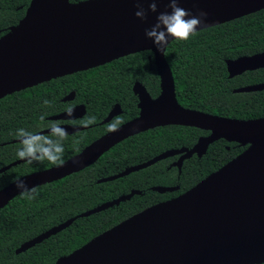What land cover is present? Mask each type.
<instances>
[{"label": "water", "instance_id": "1", "mask_svg": "<svg viewBox=\"0 0 264 264\" xmlns=\"http://www.w3.org/2000/svg\"><path fill=\"white\" fill-rule=\"evenodd\" d=\"M179 6L208 13L196 31L264 8V0H180ZM148 8V3H142ZM157 13L146 20L135 16V0H30L24 15L0 35V98L51 78L109 62L123 55L151 50L160 76L161 92L151 99L140 83L139 115L94 140L66 160L19 177L35 187L93 163L103 152L129 135L164 124L192 125L211 130L191 150L165 151L99 182L144 168L167 155L185 156L217 137L249 143L239 155L208 174L178 196L146 207L90 238L49 264H258L264 262V118L240 120L183 108L176 100L171 70L164 50H156L145 36L160 12L171 11L168 0H158ZM174 38H169V42ZM168 42V43H169ZM264 52L226 60L228 76L263 67ZM262 85L249 86L253 90ZM243 90V89H238ZM82 111V106L76 108ZM74 109L51 118H72ZM111 111L107 119L113 115ZM73 127L54 126L39 133ZM20 140V139H19ZM13 164V163H12ZM9 166V165H8ZM8 166L0 169L4 170ZM17 180V179H16ZM16 180L0 189V209L23 192ZM163 192L172 188L154 187ZM131 191L101 203L22 242L20 253L69 226L77 217L106 209L130 198Z\"/></svg>", "mask_w": 264, "mask_h": 264}, {"label": "trees", "instance_id": "2", "mask_svg": "<svg viewBox=\"0 0 264 264\" xmlns=\"http://www.w3.org/2000/svg\"><path fill=\"white\" fill-rule=\"evenodd\" d=\"M29 1L0 0V35L23 16ZM259 52H264V8L200 29L186 41L171 40L166 47L165 55L173 68L178 100L184 105L205 109L211 113L232 115L234 112L232 106L240 107L249 99L232 92L231 89L238 82L228 77L226 60ZM148 54L149 51L130 54L95 68L97 70L95 73L101 75L100 79L107 80L112 100L126 96L131 107L136 110L130 90V85L135 79L145 83L152 93L157 92L158 78L154 69L149 68ZM257 73L258 79L264 80V69ZM90 78L91 75L83 80L87 85H82V88L90 87ZM59 81L62 87L60 82L51 80L0 98V142L21 136L20 130L30 134L49 124L45 116L63 109L58 105L59 97L63 92L77 88L80 79L77 76H67ZM93 89L94 87L91 88ZM203 99H205L204 103L201 102ZM45 101L48 103L45 104ZM243 114L264 115V99L257 98ZM189 131L192 132L193 129L166 126L140 133L116 145L84 169L35 187V198H30L25 192L16 195L0 209V264L52 263L58 257L81 246L94 235L160 199L157 193L148 189L151 185L152 173L164 176H158L164 180L160 183L170 184L174 181L173 179L168 181L170 178L163 174L165 172L161 163L113 181L101 183L96 181L127 165L145 160L152 154V149L149 147L154 140H156L155 147L160 148L169 146L177 139L179 142L175 144L188 143L184 137ZM194 131L196 132V129ZM38 139L42 141V147H52L48 154L59 155L60 159L52 162L46 157L42 159L38 157L34 159L33 164L29 166L25 164L28 170L53 165L79 151L84 143V141L68 143L69 139L64 140L57 133L39 135ZM10 146L0 145V166L9 161L10 158L7 156L3 158V153ZM57 147H62V153L55 151ZM108 154H114L110 162L107 159ZM209 155L205 162L199 163L193 169V171L197 170L195 175L192 174L193 171L187 175L188 170L183 169L189 177L188 180H182L183 187L192 184L202 174L215 169L226 160L218 162L212 159L211 152ZM22 168L24 167L19 165L11 168L5 175V180H10L11 175L19 173ZM202 168H204L203 172L197 174ZM155 180L157 183L158 178ZM2 182L3 180L0 184ZM131 188L143 192L118 206L77 217L69 226L56 234L23 252L15 253V249L22 242Z\"/></svg>", "mask_w": 264, "mask_h": 264}, {"label": "flooded vegetation", "instance_id": "3", "mask_svg": "<svg viewBox=\"0 0 264 264\" xmlns=\"http://www.w3.org/2000/svg\"><path fill=\"white\" fill-rule=\"evenodd\" d=\"M10 26H8V27H10ZM7 29H6V31H7ZM6 31H4L3 33H5ZM165 50H166V48H165ZM165 50H164V58H165L168 66H169V68L171 70V73H172V77H173V81H174V89H175L176 100L179 103V105H181L183 108L192 109V110H196V111H199V112L216 114V115L222 116V117L240 119V120H248V119H254V118H264V115H258L257 114L255 116H250L251 114H243L244 111L246 112V111L249 110L250 104L253 101H256L257 98L264 99V92H262V91H264V80H259L258 79L259 75L257 73L260 70L262 71L264 69V66L263 67H255V68H247V69L242 70L239 73L234 74L231 77L228 76L229 78H234L233 80L238 82L231 89L232 92L235 93L236 95H241L243 97H246L249 100L245 101L244 104L242 106H240V107L232 106V109H233L234 112L232 113V115L226 116V115H221L219 113H211V112H209V111H207L205 109L191 107L189 105H184L182 102H180L178 100L173 68L171 67L170 63L168 62V59H167V57L165 55L166 54ZM144 51H149V54L147 55V60H148V63L150 65L149 68L150 69H152V68L154 69L155 74H156V76L158 78V85H157L158 90H157V92L152 93L147 88L146 84L143 83L141 80H138V79L133 80L131 85H130V90H131V94H132L131 95L132 99L134 101L133 105L135 106V109H136V110H134V107H131V103L128 101V97H126V96H123L120 99L112 100V98L109 95L110 94V90H109V87L107 86V80H103L102 81L100 79L101 75L95 73V72H97V70L95 68L96 67H101V66L105 65L106 63H110L113 60H117L118 58H121V57H124V56H128V55L134 54V53L144 52ZM134 53L123 55V56L115 58V59H113V60H111L109 62H105V63L97 65V66L89 67V68L83 69V70H78V71H75V72H72V73H69V74H65V75H62V76L51 78V79H49L47 81L38 83V84H42V83L49 82L51 80L60 82L59 81L60 79L65 78L67 76H77L80 79V81L78 82V85H77L78 87L77 88H71V89L63 92V95H61V97H59V103L60 104H58V105L60 107H63V109L58 111V112H55L53 114L45 116V120H48L49 124H47L46 126L38 128L33 133H30V134H27V135H24V136L21 135V136L13 137V138H11L9 140L0 142V145H9V146L11 145L3 153L4 154L3 158L7 156V158H10V159H9V161H6L3 165L0 166V169H2V168H4V167L9 165L4 170L0 171V182L3 180V182L0 184V189L3 188L5 185L9 184L10 182L16 180L17 178L21 177V176H24L26 174H29V173H32V172H35V171L43 170V169L48 168V167H51L53 165H56V164H58V163H60V162H62L64 160H66L67 158L77 154L85 146H87L88 144H90L94 140L98 139L99 137H101L104 134H106L107 132H109L108 131V126L110 124L115 123L117 121H120V123L118 124V126H120V125L124 124L125 122H127L129 120H132L133 118L137 117L139 115L140 108L138 106L139 97L133 91V85H134L135 82L136 83H140L145 88V90L147 91V93H148V95H149V97L151 99H155L160 94V92H161L160 76H159V73L157 71V67H156L155 62H154V54H153V52L151 50H142V51H137V52H134ZM248 55H252V54H245V55H240V56H248ZM93 69H95V71H93ZM226 70H227V67H226ZM227 73H229L228 70H227ZM90 75H91L90 87H88L86 89L82 88V85L83 86L87 85V83H84L83 80L89 78ZM239 76H242V78L239 77ZM236 77H238V78H236ZM55 79H57V80H55ZM38 84H36V85H38ZM36 85H33V86H36ZM255 85H262V87H260L258 89H253V90H244V88H246V87L255 86ZM33 86L26 87V88H23V89H20V90H17V91H21V90H24V89H27V88H31ZM60 86L61 87L63 86L61 82H60ZM93 87H94V89L91 90V88H93ZM81 89H84V90L82 91ZM238 89H243V90H238ZM13 92H16V91H13ZM13 92H11V93H13ZM11 93H9V94H11ZM6 95H8V94H6ZM3 97H1V98H3ZM201 102L204 103L205 99L201 100ZM78 106H82L83 110L80 111V112L77 111L76 108ZM258 106H260V105H258ZM71 109H74L73 113L75 115L72 118H57V119L51 118V117H53L55 115H59V114H61L63 112L71 110ZM111 111H113L114 114L111 115L107 119V116L109 115V113ZM131 113H133V114H131ZM89 121H91V123H89ZM54 126L73 127L74 131L67 133V132H63L61 129H58V130H54V131L49 132V133H39L42 130H45V129H48V128H51V127H54ZM166 126H178V127H184V128L186 127L187 129H193L192 132L189 131L187 133V136L184 137V139H186L188 141V143L182 142V143H179V144H175V143L179 142V139H177V141L173 140L172 144H169V146H165V147L160 148V147H155L156 144H154V143H156V140H154V141H152L150 143V147H149V148L152 149V151H151L152 154L149 157H147L145 160H142L140 162L127 165V166H125V167H123V168H121V169H119V170H117L115 172H111V173H109V174H107V175H105L103 177L98 178L96 182L101 183V182L98 181L99 179L117 175L118 173H120L124 169H126L127 167L138 165V164H141L143 162H146L147 160H150L153 157H155V156H157V155H159V154H161V153H163L165 151L175 150V149L191 150L195 146V144L198 142V140L200 138H205V137L209 136L212 133L210 129L200 128V127H196V126H192V125H183V124L158 125V126H154V127L148 128L146 130H143V131H140V132H137L135 134L127 136L126 138L122 139L121 141H119L116 144H114L113 146H111L109 149H107L101 155H103L104 153H106L110 149L114 148L116 145L120 144L121 142L125 141L126 139H128V138H130L132 136L138 135L140 133H143V132H146V131H149V130L156 129L158 127H166ZM194 129H196V132L194 131ZM51 133H57L64 140L65 139L66 140L69 139L70 142L67 141L68 143H72V142H75V141H84L83 147L79 151H77L76 153L68 156L67 158H65V159H63V160H61V161H59V162H57V163H55L53 165L46 166V167H43V168H35V169H31V170L26 169L25 168V164L28 165V166L33 164L34 163V159L32 157H28V156H26L25 158H20L17 155V153L20 150L25 149V147H26L25 141H29L27 147L29 149H31L32 151H34L36 157H44V154L50 152L52 150V147H46V146L42 147V145H43L42 141L38 139V136L39 135H45V134H51ZM248 145H249V143L241 144L239 141L228 140L226 137L221 136V137H217L216 139H214L211 142H209L205 148H203L202 146L198 147V149H195V151H193L188 156H185L187 151L184 150L182 152H178V153H173V154L167 155V156H165V157H163L161 159L156 160L152 164L144 167V168H147V167H151L153 165L161 163L162 166H163V169H164L163 172H165V173H163V172L162 173L164 175H166V176H169V178H170L168 180L169 182L172 179L174 181L171 182L170 184L169 183H165V184L160 183V182H162L164 180L160 179L159 177H164V176H159L156 173H152V175H151L152 181H151V185L148 187V189H149V191L157 193L159 195L158 197L160 199L147 204L146 206L143 207V209L146 208V207L152 206V205H154L156 203L172 199V198L178 196L179 194H182L185 191L189 190L191 187H193L195 184H197L203 178H205L208 174H210L211 172L215 171L216 169L221 167L223 164H225L226 162L230 161L231 159H233L234 157L239 155L241 152H243L247 148ZM147 149H148V147H146V150ZM209 152H211V154H212V159H214V160H216L218 162H220L222 160H225V159L226 160L223 161L215 169L202 174L199 178H197L195 181H193L192 184L187 185L186 187H183L182 180L183 179H187L188 180L189 177L187 175L191 174L193 169L199 163L205 162L207 160V156L210 157ZM113 156H114V154H108L107 155V159H108L109 162H110V160H111V158ZM97 159L94 162H96ZM93 163H91V164H93ZM91 164H89V165H91ZM18 165L20 167H24V168L20 169L19 173H17V174L13 173L11 175L12 178L10 180H5L4 177H5L6 174L9 173L10 169L13 168V167H16ZM144 168H141V169H144ZM141 169H139V170H141ZM183 169H187L188 170V171H186L187 175L184 173ZM203 169L204 168L200 169V171L197 174L203 172ZM139 170L129 172L128 174L133 173V172H137ZM196 172H197V170L193 171L192 174L195 175ZM128 174H125V175H122V176H117V177H115L113 179H109L107 181H102V182L113 181V180L118 179L120 177L127 176ZM156 178H158L157 183H155V181H156L155 179ZM57 180H59V179H57ZM44 184H46V183H44ZM41 185H43V184H41ZM37 186H39V185H37ZM37 186H35V187H37ZM154 187L172 188V190H165L163 192H159L158 190H155ZM32 188H30V189H32ZM131 191H138V193H135L132 196L139 195V194H141L143 192L140 189L131 188L129 191L117 194L116 196H114V197H112V198H110V199H108L106 201H103L101 203L115 200V199H117V198H119V197H121L123 195L129 194ZM21 193H23V192H21ZM21 193H19V194H21ZM130 198L125 199V200H120L117 204H112L109 207L118 206L120 203H122L124 201H127ZM101 203H99V204H101ZM95 206H97V205H95ZM109 207H107V208H109ZM91 208H93V207H91ZM91 208H89V209H91ZM262 263H264V262H261V263H258V264H262Z\"/></svg>", "mask_w": 264, "mask_h": 264}, {"label": "clouds", "instance_id": "4", "mask_svg": "<svg viewBox=\"0 0 264 264\" xmlns=\"http://www.w3.org/2000/svg\"><path fill=\"white\" fill-rule=\"evenodd\" d=\"M148 3V8L142 7V3ZM137 11L135 16L140 20H146L148 12L157 13V3L158 0H135ZM180 0H168V7L171 11L160 12L156 16V22L150 29H145V36L152 40L156 47V50L162 52L168 45L169 38H174L176 40H188L196 30L206 23L208 13L204 10H198V13L193 14L192 12L179 6ZM45 104L48 101L44 102ZM91 123V121H89ZM120 121L112 123L108 126V131L118 130V124ZM20 135H27L20 130ZM29 141H25V149L20 150L17 155L20 158H25L26 156L37 159L34 151L27 147ZM57 153H62V147H57L55 150ZM44 157L48 158L52 162H56L60 159L59 155H51L48 153L44 154ZM44 157H39L40 159ZM17 189L29 194L30 198H35L34 194L36 189L33 187L29 189L27 184L22 180L17 178L16 180Z\"/></svg>", "mask_w": 264, "mask_h": 264}]
</instances>
